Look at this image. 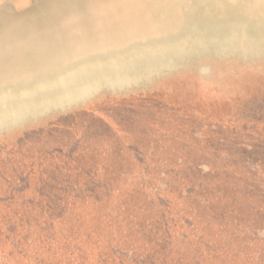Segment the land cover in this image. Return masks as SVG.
<instances>
[{
    "label": "rangeland",
    "instance_id": "obj_1",
    "mask_svg": "<svg viewBox=\"0 0 264 264\" xmlns=\"http://www.w3.org/2000/svg\"><path fill=\"white\" fill-rule=\"evenodd\" d=\"M77 1L136 8L0 0V30L17 34L49 4L62 18ZM145 1L165 20L90 51L163 36L195 6ZM204 4L205 18L264 22V0ZM0 264H264V52L201 55L144 89L0 136Z\"/></svg>",
    "mask_w": 264,
    "mask_h": 264
},
{
    "label": "bare ground",
    "instance_id": "obj_2",
    "mask_svg": "<svg viewBox=\"0 0 264 264\" xmlns=\"http://www.w3.org/2000/svg\"><path fill=\"white\" fill-rule=\"evenodd\" d=\"M190 2L193 4L195 0H190ZM133 3L134 4L131 5L136 6V8L130 10L100 9L87 11L81 6V2L77 1L72 4L71 10H68V7L63 8L64 11L62 13V18L57 16L60 8H56L49 4L47 7L42 6L38 8L40 11L34 9L35 12H33V14L35 13L36 15V13H38L43 16L41 19L39 17H32L34 22H39L38 24L33 21L30 24L25 25L20 23L15 26V29L12 28L17 34L7 32V30H0V87L11 86V84L19 86V84L24 82L25 78L29 79L31 82L42 76L50 77V75H53L56 72L63 71L65 74L72 73L73 71L72 69L70 70L69 65L88 57L103 54L100 53L101 51L96 53L90 51V48L92 47H101L104 45L103 43L96 44L94 41L99 42L106 38L110 40L114 38L121 40V33L125 30L130 28H132L130 30H146V27H142L141 25H152L153 22L158 20V16H160L159 19L165 20L164 18H161L166 15L164 10L156 9L152 6L146 7L145 0H134ZM68 13H74V15L71 14L67 16L66 14ZM158 13H160V15H157ZM182 13L183 15L177 26L172 28L169 27V29L166 30V34L157 38H148V41L160 42L159 40H173L174 36L179 34L180 30L185 27L192 15L188 10ZM33 14H31V16ZM227 18L228 17L224 19L227 20ZM192 20L193 19L190 21ZM215 20H223V18L218 19L215 16L205 18L201 15L198 23L199 25H202V22H210L211 24L213 21L216 22ZM200 28L202 27L200 26L199 29ZM210 29L211 28H208L206 30L207 33L211 32ZM111 31H113V35L105 36L104 33ZM117 32H120L119 35ZM179 37L175 38L179 39ZM180 39L185 40L186 38L184 39L183 36V38ZM74 47H78L79 51L75 52L73 49ZM128 47H126V49ZM119 50L121 49H112L108 52H117ZM125 57L126 58H124L125 60H123V62L128 60V57ZM111 58H116V56H112ZM175 58L177 59V57L171 56L169 59ZM112 61L120 63L118 59ZM177 62L178 61H175L173 65ZM151 64L152 66L164 65L160 62L154 61L151 62ZM166 65L167 64H165V66ZM137 67L138 68L135 71L137 76L132 80L118 79L116 81L112 78L105 83L106 85H104V88L120 92L127 90L132 86L146 85L147 82L151 80L150 77H152L154 73L151 71H145V67H147L146 63L139 64ZM160 71H164V69ZM28 76L29 78H27ZM77 87L73 88V91H71L69 95L63 96L60 99H55L53 101L51 99L49 102V98L46 99V101H48L46 103H36L31 105L27 108L26 112H18L14 115L11 114L10 116L8 113L5 115H3V113L0 114V129L5 128L11 123H19L25 119L34 118L47 111L66 107L74 101L85 99L94 92V88L89 86Z\"/></svg>",
    "mask_w": 264,
    "mask_h": 264
},
{
    "label": "water",
    "instance_id": "obj_3",
    "mask_svg": "<svg viewBox=\"0 0 264 264\" xmlns=\"http://www.w3.org/2000/svg\"><path fill=\"white\" fill-rule=\"evenodd\" d=\"M193 4L195 6L190 9L192 15L188 23L180 30L179 34L174 36L173 40L147 41L130 45L127 49L124 48L117 52L107 51L101 55L88 57L69 65L70 70L73 71L72 73L56 72L50 77L42 76L31 82H23L19 86L15 84L0 87V114L5 115L8 113L9 116L18 112H26L29 106L36 103L42 104L50 102L51 99L52 101L60 99L69 95L73 91L72 89L77 86L94 88V92L83 100L74 101L66 107L56 108L34 118L25 119L19 123H11L5 128H1L0 136L26 125L65 114L103 94L118 95L144 89L155 78L165 76L183 66H187L201 55L239 54L243 57H250L264 52V22L231 15L227 20H215L216 22L213 21L211 24L210 22H202L203 24L199 25L198 22L201 18L200 6L205 5L204 0H195ZM191 19L193 20L190 21ZM200 26L202 28L199 29ZM206 28H211V32L207 33ZM183 36L184 39L186 38L185 40L180 39ZM175 37H179V39ZM112 56H116V58H111ZM125 56L128 57V60L123 62ZM171 56H175L177 59H169ZM117 59L120 63L112 61ZM153 61L164 65L152 66L151 62ZM175 61L178 62L173 65ZM144 63L147 66L145 71L154 73L146 85L132 86L120 92L104 88L105 83L112 78L116 81L118 79L132 80L137 76L135 72L138 68L137 65ZM165 64L167 65L165 66ZM162 69L164 71H160ZM46 99L49 100L46 101Z\"/></svg>",
    "mask_w": 264,
    "mask_h": 264
},
{
    "label": "trees",
    "instance_id": "obj_4",
    "mask_svg": "<svg viewBox=\"0 0 264 264\" xmlns=\"http://www.w3.org/2000/svg\"><path fill=\"white\" fill-rule=\"evenodd\" d=\"M203 201H201V203H200V207H202V205H203ZM208 204V203H207ZM207 204H206V206H207ZM39 222V221H38ZM39 225H41L40 223H39ZM127 254L129 255V256H131L132 255V252H127Z\"/></svg>",
    "mask_w": 264,
    "mask_h": 264
}]
</instances>
